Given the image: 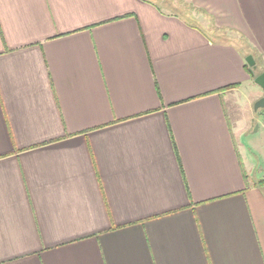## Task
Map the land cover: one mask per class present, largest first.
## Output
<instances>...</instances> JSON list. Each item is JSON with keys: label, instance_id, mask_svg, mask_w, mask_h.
<instances>
[{"label": "crops", "instance_id": "obj_1", "mask_svg": "<svg viewBox=\"0 0 264 264\" xmlns=\"http://www.w3.org/2000/svg\"><path fill=\"white\" fill-rule=\"evenodd\" d=\"M0 0V264H264V0Z\"/></svg>", "mask_w": 264, "mask_h": 264}, {"label": "rangeland", "instance_id": "obj_2", "mask_svg": "<svg viewBox=\"0 0 264 264\" xmlns=\"http://www.w3.org/2000/svg\"><path fill=\"white\" fill-rule=\"evenodd\" d=\"M171 1L172 3L163 4V8L166 9L167 11H173L185 17L186 16L185 1L184 0H171ZM253 58L257 66L254 72H255V75L258 76L264 72V64L261 60L257 59L256 57L253 56ZM260 115L264 116V109H260L257 111V116H260Z\"/></svg>", "mask_w": 264, "mask_h": 264}, {"label": "water", "instance_id": "obj_3", "mask_svg": "<svg viewBox=\"0 0 264 264\" xmlns=\"http://www.w3.org/2000/svg\"><path fill=\"white\" fill-rule=\"evenodd\" d=\"M246 62L250 67L251 75L255 77V83L260 86L264 91V72L258 76L255 75L254 71L256 70L257 66L253 56H248ZM260 109H264V97L255 104V110L258 111Z\"/></svg>", "mask_w": 264, "mask_h": 264}, {"label": "trees", "instance_id": "obj_4", "mask_svg": "<svg viewBox=\"0 0 264 264\" xmlns=\"http://www.w3.org/2000/svg\"><path fill=\"white\" fill-rule=\"evenodd\" d=\"M250 69V68H249ZM252 76V75H251ZM253 77V79H255V77L254 76H252Z\"/></svg>", "mask_w": 264, "mask_h": 264}]
</instances>
